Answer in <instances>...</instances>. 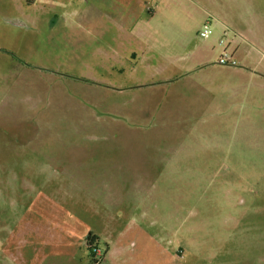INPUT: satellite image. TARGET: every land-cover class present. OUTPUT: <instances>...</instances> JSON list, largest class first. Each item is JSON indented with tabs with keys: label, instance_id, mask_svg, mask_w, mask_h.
<instances>
[{
	"label": "rangeland",
	"instance_id": "obj_1",
	"mask_svg": "<svg viewBox=\"0 0 264 264\" xmlns=\"http://www.w3.org/2000/svg\"><path fill=\"white\" fill-rule=\"evenodd\" d=\"M23 1L0 13V264H264L263 34L148 1L157 47L131 56L103 0Z\"/></svg>",
	"mask_w": 264,
	"mask_h": 264
},
{
	"label": "crops",
	"instance_id": "obj_2",
	"mask_svg": "<svg viewBox=\"0 0 264 264\" xmlns=\"http://www.w3.org/2000/svg\"><path fill=\"white\" fill-rule=\"evenodd\" d=\"M148 1H152L153 6L156 5L157 9L160 8L157 0H103L101 8V15L103 17V39L109 51L116 52L120 49H126L129 55L137 56L138 53H143L142 55H144L146 53L144 51H150L152 48L157 47V44H155L156 42L153 40L152 33H146L144 29H138L136 27L138 19L142 20L143 18L141 8H143ZM215 1L216 0H209L207 4L202 5L203 9H201V14L204 15V18H214L218 25L222 26L231 23V20L248 21L255 26L258 33L263 34L262 41L264 40V9L257 0H242L230 7L218 5V8ZM0 4H2V6H0V13H5L6 19H22V17H19L20 13L19 16L16 15V8L20 10L24 8L23 4L25 5V3L23 0H5ZM155 16L151 15L146 24L151 25ZM130 25H132V27ZM258 25H261V27ZM168 27L169 26H166V29ZM111 28L117 29L121 33H115ZM260 41L261 40L257 38V42H253L258 45ZM249 44L251 43H248V45ZM239 46L240 44L237 43L234 49L235 52L239 49ZM190 49L191 46H189V50ZM209 50V48H205L203 51H198L202 60L205 59L206 56H209ZM131 65L137 66L138 64L133 62ZM203 67H205V64H198L195 67L187 66L181 71H196Z\"/></svg>",
	"mask_w": 264,
	"mask_h": 264
},
{
	"label": "built area",
	"instance_id": "obj_3",
	"mask_svg": "<svg viewBox=\"0 0 264 264\" xmlns=\"http://www.w3.org/2000/svg\"><path fill=\"white\" fill-rule=\"evenodd\" d=\"M200 37L207 40L211 37V28L209 24H204L202 30L200 31ZM219 44L223 46L224 40H220ZM217 64L223 67H235L237 61L235 60L234 53L230 52L227 48H225L220 56L218 57Z\"/></svg>",
	"mask_w": 264,
	"mask_h": 264
},
{
	"label": "trees",
	"instance_id": "obj_4",
	"mask_svg": "<svg viewBox=\"0 0 264 264\" xmlns=\"http://www.w3.org/2000/svg\"><path fill=\"white\" fill-rule=\"evenodd\" d=\"M96 240V238H92L91 236L88 238V244L90 247H93V242ZM96 249V248H95ZM94 249V250H95ZM93 250V253H95V251ZM95 255V254H94Z\"/></svg>",
	"mask_w": 264,
	"mask_h": 264
}]
</instances>
